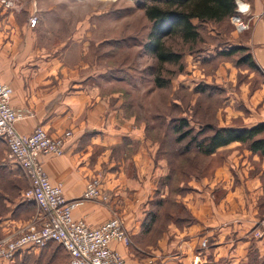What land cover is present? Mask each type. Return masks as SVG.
Masks as SVG:
<instances>
[{
    "label": "crops",
    "instance_id": "obj_1",
    "mask_svg": "<svg viewBox=\"0 0 264 264\" xmlns=\"http://www.w3.org/2000/svg\"><path fill=\"white\" fill-rule=\"evenodd\" d=\"M243 1L251 6L244 16L250 29L230 39L248 49L264 78V0ZM22 31L29 30L0 9V80L12 87L11 104L22 115L17 131L30 135L43 127L52 137L72 131L64 156L42 158L51 181L63 184L67 200H76L93 177L102 175L111 197L108 203H83L76 219L98 228L120 217L132 244L115 242L112 248L126 264L149 259L157 264H264V241L253 237L264 219V155L236 142L192 163L191 153L180 154L150 124L128 117L121 92L105 91L100 78H46L43 60L36 59ZM231 119L219 127H240ZM4 145L1 141L0 183L7 186L0 187V238L17 235L38 215L35 202L29 213L23 190L14 195L17 169ZM151 211L157 221L145 233L143 222Z\"/></svg>",
    "mask_w": 264,
    "mask_h": 264
},
{
    "label": "rangeland",
    "instance_id": "obj_2",
    "mask_svg": "<svg viewBox=\"0 0 264 264\" xmlns=\"http://www.w3.org/2000/svg\"><path fill=\"white\" fill-rule=\"evenodd\" d=\"M140 1L0 0V9L29 30L22 31L21 37L29 38L36 59L43 60L46 78H100L105 91L121 92L128 117L134 115L137 121L149 123L163 138L167 135L169 140L174 139L173 127L181 118L198 124L215 121L221 124L232 118L231 124L240 127L264 121V78H260L259 71L240 63L244 53L223 55L236 46L230 39L232 33L246 32L237 30L232 17L217 24L197 21L201 39L196 43L184 42L178 34L165 40L169 49L184 56L180 71L179 65H161L146 53L153 23L140 8ZM238 1L248 5L237 0V6ZM245 23L249 30L250 23ZM158 76L165 80L172 78V83L159 88L155 83ZM203 86L207 87L205 93L195 92ZM13 164L17 169L16 184L24 192L30 182L14 161ZM132 165L128 166L130 179L134 176ZM29 203L33 210L34 204ZM130 205L135 207L137 203ZM26 253L41 259L25 264H70L69 255L55 243L45 250L38 248ZM18 257L0 264H21Z\"/></svg>",
    "mask_w": 264,
    "mask_h": 264
},
{
    "label": "built area",
    "instance_id": "obj_3",
    "mask_svg": "<svg viewBox=\"0 0 264 264\" xmlns=\"http://www.w3.org/2000/svg\"><path fill=\"white\" fill-rule=\"evenodd\" d=\"M250 6L238 1L237 14L232 22L239 32L248 30L242 16L249 13ZM37 19L32 20L36 24ZM13 89L0 80V140L8 148L9 157L16 163L30 182L22 198L35 202L37 219L22 228L17 235L0 239V261H13L25 250L44 248L55 243L69 255L70 264H126L121 253L112 248L115 242L129 247L132 239L123 220L113 217L98 228H92L85 219H76L74 212L85 202L108 203L110 195L103 189L102 178H92L83 196L67 200L62 184L54 185L42 163V157L65 155L66 144L72 132L60 137H51L43 127H37L30 135H22L16 123L22 119L11 104ZM253 237L264 241V219L253 231ZM208 242H203L206 248ZM146 264H157L154 259ZM194 264H210L199 260Z\"/></svg>",
    "mask_w": 264,
    "mask_h": 264
},
{
    "label": "trees",
    "instance_id": "obj_4",
    "mask_svg": "<svg viewBox=\"0 0 264 264\" xmlns=\"http://www.w3.org/2000/svg\"><path fill=\"white\" fill-rule=\"evenodd\" d=\"M140 3H142L140 8L145 10L147 18L153 23L149 41L145 46L146 53L157 59L161 65L167 63L179 65L180 71L183 70L181 63L184 56L180 52L169 49L165 40L178 34L184 42L196 43L201 39V32L196 24L197 21L199 24L223 23L236 15L238 8L237 0H141ZM240 52L244 53L240 63L246 64L251 70L259 71L258 66L252 59V55L245 47L235 46L231 50L224 52L223 55L233 56ZM155 83L159 88H166L172 83V78L165 80L158 76L155 78ZM206 89L207 87L203 86L196 89L195 92L205 93ZM175 123L176 125L173 127L175 129L174 139L169 140L166 134L164 138L160 135L157 137L160 140L162 139L164 144L173 141V148L175 147L180 154L183 152L191 153L190 161L192 163L195 162V158L198 155L210 156L216 153L218 149L236 142L247 144L253 153L264 155V123L252 127H219L217 121L198 124L197 122L193 123L189 118H181L178 121L176 120ZM192 123L199 125V128H196ZM1 148L4 149L3 147ZM1 154L2 152H0ZM1 170L2 166L0 164V173ZM0 176L2 175L0 174ZM16 182L18 180L14 181V185L8 182L9 188L11 185L15 186V196L18 195L20 190H23ZM6 184L7 181H3L2 184L0 183V187L2 185L5 188ZM23 201L26 202L29 213H32L36 204L34 209L30 210L29 201ZM156 221L157 215L155 212H149L143 222V232H150ZM2 238L5 237L0 239ZM49 246L50 244L40 249L45 250ZM26 251L29 250L22 251L16 255V257L21 256L18 257L20 258L18 263L25 264L27 261L31 262L32 259L40 261V256L27 254Z\"/></svg>",
    "mask_w": 264,
    "mask_h": 264
}]
</instances>
